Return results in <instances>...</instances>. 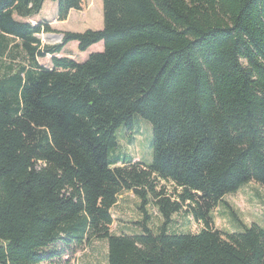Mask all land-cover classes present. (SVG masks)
Returning a JSON list of instances; mask_svg holds the SVG:
<instances>
[{
    "label": "trees",
    "instance_id": "trees-1",
    "mask_svg": "<svg viewBox=\"0 0 264 264\" xmlns=\"http://www.w3.org/2000/svg\"><path fill=\"white\" fill-rule=\"evenodd\" d=\"M44 1L0 0V53L21 58L0 75V264L50 262L91 239L106 241V264H264L262 228L223 232L210 217L225 194L264 188V0H101L100 30L42 45L57 31L27 19ZM52 1L59 21L81 9ZM70 41L103 49L56 57ZM135 116L151 126L150 164L112 154ZM123 191L139 200L138 233L110 232ZM183 208L202 229H169Z\"/></svg>",
    "mask_w": 264,
    "mask_h": 264
},
{
    "label": "rangeland",
    "instance_id": "rangeland-1",
    "mask_svg": "<svg viewBox=\"0 0 264 264\" xmlns=\"http://www.w3.org/2000/svg\"><path fill=\"white\" fill-rule=\"evenodd\" d=\"M57 5L52 0H45L41 10L35 17L27 19L32 24L46 21L57 32L38 34L42 45H53L60 42L59 32H84L85 30H100L102 28V3L101 0H81L80 10H71L63 21L57 20ZM10 44H13L10 41ZM103 49L102 42L89 46L86 50L77 49V42H68L56 57H68L76 62L84 61L89 54L100 52ZM16 49H8L0 53V75L12 70L17 62H21ZM50 55L39 58L38 62L51 67ZM117 146L112 151L114 156L131 157L134 161L150 164L152 161V134L150 124L138 117H134L133 130L126 131L121 126L116 131ZM160 184H164L161 182ZM166 190L173 193L172 185L166 184ZM139 200L131 191H123L119 194L111 213L113 222L110 225L111 233L134 234L139 232L138 222L142 219V213L138 209ZM185 206V205H184ZM187 207V206H186ZM185 207V208H186ZM172 216L169 229L180 232H198L203 228L202 223L193 220L189 210ZM149 214L148 225L154 230L160 225L162 218L156 208L150 204L146 208ZM234 213V216L232 215ZM211 228L223 232H241L244 226L255 224L264 230V188L254 181L241 186L236 192L225 194L216 207L210 212ZM106 241L91 239L78 249L75 254L69 256L62 254L50 262L42 264H106Z\"/></svg>",
    "mask_w": 264,
    "mask_h": 264
},
{
    "label": "crops",
    "instance_id": "crops-1",
    "mask_svg": "<svg viewBox=\"0 0 264 264\" xmlns=\"http://www.w3.org/2000/svg\"><path fill=\"white\" fill-rule=\"evenodd\" d=\"M44 67H46V68H51V67H49V66H46V65H43ZM116 204V203H115ZM114 204V205H115ZM112 209V208H111ZM112 214V213H111ZM112 218H113V216H112ZM126 232V231H125ZM116 234V233H115ZM118 234V233H117ZM106 256V255H105Z\"/></svg>",
    "mask_w": 264,
    "mask_h": 264
}]
</instances>
